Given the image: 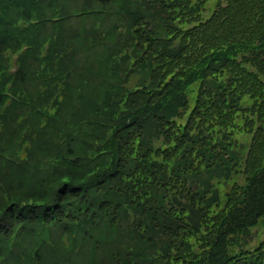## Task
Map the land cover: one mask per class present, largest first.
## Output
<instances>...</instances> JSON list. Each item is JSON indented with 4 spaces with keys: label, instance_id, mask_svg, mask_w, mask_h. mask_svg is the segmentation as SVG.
<instances>
[{
    "label": "trees",
    "instance_id": "trees-1",
    "mask_svg": "<svg viewBox=\"0 0 264 264\" xmlns=\"http://www.w3.org/2000/svg\"><path fill=\"white\" fill-rule=\"evenodd\" d=\"M212 1L0 0V264H264V0Z\"/></svg>",
    "mask_w": 264,
    "mask_h": 264
},
{
    "label": "rangeland",
    "instance_id": "rangeland-1",
    "mask_svg": "<svg viewBox=\"0 0 264 264\" xmlns=\"http://www.w3.org/2000/svg\"><path fill=\"white\" fill-rule=\"evenodd\" d=\"M216 0H213L211 3H210V5H212L211 6V9H210V11H208L207 13H206V16H209L210 14H211V10L214 8V6H215V2ZM220 1H225V0H220ZM193 102H192V106H193V104H194V99L192 100ZM193 108V107H192ZM239 137H241V136H239ZM242 183V182H241ZM258 231H256V233H257ZM258 240H257V242H256V245H258V243H260L262 240H264V223H263V226L262 227H260L259 228V236H258V238H257ZM254 244V242L252 243V245ZM255 245V246H256ZM254 247V246H253Z\"/></svg>",
    "mask_w": 264,
    "mask_h": 264
}]
</instances>
